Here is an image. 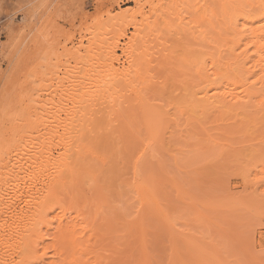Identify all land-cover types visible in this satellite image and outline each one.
Wrapping results in <instances>:
<instances>
[{
    "label": "rangeland",
    "instance_id": "1",
    "mask_svg": "<svg viewBox=\"0 0 264 264\" xmlns=\"http://www.w3.org/2000/svg\"><path fill=\"white\" fill-rule=\"evenodd\" d=\"M105 1L41 0L17 52L6 54L19 42L6 45L0 32V264H264V99L251 95L250 104L261 100L254 104L259 112L248 103L227 108L230 113L221 106L195 111L197 102L190 100L210 86L199 70L207 66L226 77L208 96L246 94L226 66L233 51L235 57L245 53L229 27L236 19L263 26V8L253 0ZM148 1L151 9L139 13L136 2ZM79 40V52L69 56ZM247 48L243 56L255 60L253 44ZM110 49L129 74L105 93L116 97L114 106L95 107L88 121L84 117L70 151L53 138L47 159L42 145L64 108L57 96L73 82L101 77ZM251 64L248 72L255 71ZM69 70H75L72 79L64 75ZM258 76L246 81L254 87L249 95ZM56 167L65 170V189L55 185L46 193L41 175ZM18 168L23 173L14 178ZM30 183L42 188L35 203L21 193L12 205L13 191ZM48 193L47 202L39 199ZM69 210L73 216L81 211L86 221L78 218L86 240L77 246L50 234L53 217L63 220ZM37 223L51 235L42 238L44 245L35 237ZM24 225L34 239L14 233L13 226Z\"/></svg>",
    "mask_w": 264,
    "mask_h": 264
},
{
    "label": "bare ground",
    "instance_id": "2",
    "mask_svg": "<svg viewBox=\"0 0 264 264\" xmlns=\"http://www.w3.org/2000/svg\"><path fill=\"white\" fill-rule=\"evenodd\" d=\"M107 1L117 2V0H107ZM107 1H105V2H107ZM149 1H148V3H144V4H140V2H136V5L138 6V9H139V13H141L142 8H144V6L148 7L149 9H151V3L150 2H152V1H150V2ZM200 1L202 2L203 0H198V5H199ZM229 2H230V0H229ZM253 2L257 5V7L263 8V16H262V18H264V0H253ZM235 3H236V1H235ZM39 5L41 7V5H42L41 0H0V13L4 14L5 17H6L4 20L0 19V32L5 34L4 37L7 39V43L5 42L6 45H9L13 38L16 39V42H19V44H17V45H16V43H14L12 45H9L7 47L6 54L10 53L13 49H15L16 52L21 49V45L23 44L22 42H25V40L27 39V37L29 36V33H30L29 30H28V33H26L27 32L26 29L29 28L26 25V23H27V21L29 19L34 20V17L36 15H38L39 9H40ZM200 7L198 8L199 10L202 9ZM106 10H108V9H106ZM19 15H21L22 18L20 19V21H18V23H16V19L18 18L17 16H19ZM259 22H261V20L257 21V22L244 21L242 23H239L237 21V19H236L233 22H231L230 27H229L232 30V32L237 33V34L234 33L235 35H238V38H236V43L239 42V45L237 44V46L245 47L244 48L245 53L243 52L244 54H247V52H248V48L246 49V46L249 43L253 44V48H254L253 55L256 58L255 60H253L251 57H248L247 55H246L247 57H245V56H243L244 54L242 55L241 53H239V55L236 54V57H235L234 51H233L231 53L232 56H231V54H229V56L227 57L229 59V61L226 62L227 68L230 69L232 74H234V77L236 79H238L239 81H241V83L240 82L239 83L244 86L245 89L243 87L242 88H243V92H246V94L242 95V92H241V94L239 95V94L234 93L233 90H229V92L228 93L226 92V94H222L221 93L222 94V95L220 94L221 97H218L219 95H217V96L216 95L215 96H211V95L208 96L209 92L207 93V89L210 90V88H211L210 86H213V85H214V87L217 88L218 85L215 86V84H216L215 81L217 82V80H219V79L221 80L222 78L223 79L226 78V77H221L222 75H225V73L222 74V75L220 73V75H219L220 71H218L215 68V66H213V64H212V66L217 70V72H216V70L215 71L213 70L214 69L213 67L209 68L210 66L209 67L207 66V68H209V69H207L206 67H204L203 70L199 69V70H201V73L203 74V76H201V77L204 78V81L209 82L210 86H208L207 89L203 88V89H200L199 91H196V92L192 93L191 94L192 96L190 95V100L191 101L195 100L197 102L196 104H195V101L193 102L196 105V106H194L195 109L193 108V106H191L192 105V103H191V105H190L191 110L194 109L195 111H198V109L200 108L199 110L200 111L202 110L205 113V111L209 110V109L207 110L208 107H210V108L212 107L211 109H215L214 107L221 106V107H225L226 108V112L227 113H228V111L230 113L231 110L233 112V108L236 107L235 106L236 104H237V106L239 104H243V105H246L248 103L250 104L252 96H253V98L255 97L254 94L256 95V98L257 97H263V99H264V57L261 56L262 52L264 51V25L263 26L262 25L254 26V24H258ZM24 34H25L24 40L20 41V40L23 39L22 37L24 36ZM71 41H72V39H71ZM234 41H235V39H234ZM259 42H262V43L259 44ZM77 45H78L77 47H74V44H73V48L71 49V51L68 50V55L69 56H73L74 57L79 52L80 47L82 46V41L79 40ZM3 47H4L3 42H1V44H0V53H1L2 49H3ZM127 50H128V46L126 48L122 49V52L125 53V52H127ZM106 55H108V60L106 59L104 61V63H105L104 71H103V74H102L101 77L97 78L96 76H94V77H91V79H87V80H85V82H82V83L73 82V84L69 86L67 94L57 96L56 104H58V105H62L63 104L62 107H64V108L61 110L60 113L56 114L51 120L50 126L54 127V129H55L53 137L51 136L50 138H47L46 142H44V144L42 145V150L44 152V155H46L47 159H51L52 158V149L49 148L48 145L52 144L51 142L54 140L53 138L56 139V142H57L56 146H62L65 150L70 151L74 141H76L75 140L76 139V135H79L78 132L81 130V128H83L82 126H84L81 123H84L86 120L88 121L87 114L90 115L89 112L93 111L92 110L93 108L100 107L101 105H102V108L100 110H97V109H95V110L101 111V110H103V108L106 109L108 107V109H109V107L114 106V103L116 102V97L114 98V97H111V96H107L105 93L109 92L110 90H113L112 87L114 88V85L116 83H118L119 81H121L123 79L126 80L127 77H128L127 75H129V74L127 73L128 69L127 68H123L124 67L123 65H122L121 69L118 67V63H119L118 61L119 60H118V58H116L114 56V50L113 49H110V51L107 52ZM230 56L233 57V59H231ZM9 57H10V54H9ZM11 59H12V57H11ZM98 63H99V61L96 60L94 65L98 67ZM249 63H252L250 66H252V68H254L256 73H258V75H259L258 79H257L258 80V82H257L258 86H256L258 88H256L253 91L254 93L250 92V95L248 94V92L250 91V89L253 90L254 87H252V85H249L248 87H245L246 86V81L248 80V78L253 77L256 73H255V71L254 72H248V70L246 69L247 67L245 68V66H247V64H249ZM248 69H250V68L248 67ZM72 71L74 72L75 70H69V72H66L64 75L67 76L70 73L69 74V78L72 79V78H74L71 75V73L74 74ZM201 73H199V74H201ZM247 75H249V76H247ZM217 76H218V78H217ZM211 77H213V78L216 77L217 79L214 80V79H211ZM219 77H221V78H219ZM92 78H93V80H92ZM125 80H124V83L126 82ZM220 80H219V83H220ZM214 87H212V88H214ZM216 88H214V90ZM223 93H225V92H223ZM245 99H248V101H244ZM260 99H262V98H260ZM254 101L256 102V99ZM260 101L258 100V102H256V104L259 103V106H260ZM255 102H253V103L255 104ZM254 104L253 105L250 104V107L253 106L252 109H254V110L256 109V107H258L257 109H259V106L258 105L255 106ZM229 107H231V108L233 107V108L231 110L227 109ZM263 107H264V105H263ZM204 108H206L205 111L203 110ZM217 108H216V110H217ZM234 110L237 111L236 109H234ZM259 111H260V109L258 110V112ZM213 112H215V111H213ZM236 114H237V112H236ZM84 117H85L86 120H83ZM85 125H86V123H85ZM80 126H81V128H80ZM46 128H47V126L43 128V130L45 131L43 133H47L48 132V131H46ZM78 128H80V129H78ZM40 131L41 130H39L38 133H40ZM59 131H62V134H58ZM66 131H67V133H66ZM43 133L40 134V137L45 135ZM74 145H76V143ZM72 148H74V147H72ZM75 148H77V147H75ZM42 154L41 153H39V155L37 154L38 155L37 157L41 156ZM32 158H34V157H32ZM24 159L26 161H28V160H30V157H24ZM64 168H66V166ZM62 171L63 170L60 167H56L55 171L52 174L50 173V174L41 175L42 176V179L40 180L41 186L42 187H44L45 185L48 186L46 188V193L51 188L54 189L55 185L58 186V188H60V189L62 187L64 188L65 185L62 182L64 174L62 175V173H64L65 170L63 172ZM68 171H70V170L68 169ZM13 173H14V176H15L14 178H16V176L19 173H23V171L18 168V171H15ZM17 178H20V177H17ZM65 179H66V177H65ZM41 186H40V188H41ZM35 188H36V183H30L29 185H25V188L17 187L16 190L13 191L14 199H13V202L10 201L11 204L14 205L15 199L19 198V195L23 196V194H21V193H24V196L27 198L26 200L28 202L29 201L30 202L34 201L38 197V195L40 194L39 192L42 190V188L41 189L39 188L40 190L39 189H35ZM63 188H62V190H63ZM140 190H138L139 191V195L140 194L143 195V194L147 193L145 190H143V191H145V193L142 190H141L142 192L140 193ZM49 192L52 194L51 191H49ZM54 193H53V195H55ZM48 194H45L44 197H40L39 196L40 197L39 199L41 201H45L46 198L47 199L50 198L51 194H49V197H47ZM142 195H141L142 200H144L143 197H145V199H148V194H146L147 196L143 195V197H142ZM25 197H23V199ZM45 202H47V200ZM144 202H145V200H144ZM3 203H4V201H3ZM3 203L0 202V205L3 204ZM31 203H33V202H31ZM36 204H37V202H36ZM42 205H43V202L41 203V205H39V202H38V207L39 206L41 207L40 209H42L45 204L43 206ZM29 206H31V204ZM63 212H64V214H63L64 219L63 220H60V218L57 219L56 216L53 217L54 219L51 218L53 221L51 222V224H49V226H52L53 223L56 224V225H54V227H53L55 231L52 228V230H53L52 233L53 234L52 233H50V234L53 237L56 236V237L60 238L59 240L64 239L63 241L68 240V238H69V240H70L69 244L71 246L72 245L75 246L74 245L75 243H76V246L80 245L81 243L83 244L84 240H86V239H84V237H85L84 236V231H85L84 228L85 227L82 228L80 226L82 224L79 225V223L81 221L78 223V218H79V214H81V211H80V213H78V215L75 214L74 216L72 214L74 212H70V210L69 211H63ZM19 213L16 212L15 214H13L10 211V214H12V215H10L9 217L13 218L15 216L16 217L15 220L20 219L19 216L21 215V213L20 214ZM67 215H69V218L67 217ZM81 217H82V219H80V218L79 219L84 221L85 218L83 216H81ZM21 219H22V217H21ZM43 219H42V221L40 219L41 222L40 221H38V222L44 223L45 221H43ZM15 220L12 219V221H15ZM84 222L85 223H83V224H86V221H84ZM17 224H15V225H17ZM37 225H38V223L36 224V226ZM44 225H46V222L44 223ZM41 226H42V224H41ZM78 226L82 228V229H80V234L79 235L77 233V232H79V231H77V229H78L77 227ZM47 228H50V227L47 226ZM12 229H15L14 233L17 234L18 236H22V239H23V237L25 238V236L27 238H29V239L33 238V237H31L32 236L31 232H33L34 230L32 229L31 226L24 225L21 228H19V226H15V227L13 226ZM7 230H9V229H7ZM47 231H48V229H47ZM47 231L45 232V231H43L41 229V227L38 228V226H37V229H36V232H35V237L40 239L39 240L40 243H42V241H43L42 238H44L45 235L49 234V231L48 232ZM37 242H38V240H37ZM33 243H35V242H33ZM40 243H38L39 247H40ZM38 245H36V248L38 247ZM66 245H65V247H67ZM66 250H68V249H66ZM85 251L83 253H86ZM42 257H44V256H42ZM0 259H1L0 262H5L4 259H2V258H0ZM18 259H19L18 261L20 262L21 257H19ZM2 260H4V261H2ZM3 264H5V263H3Z\"/></svg>",
    "mask_w": 264,
    "mask_h": 264
}]
</instances>
